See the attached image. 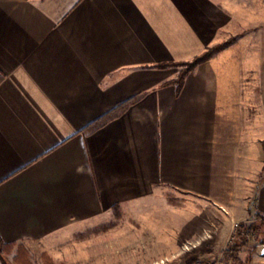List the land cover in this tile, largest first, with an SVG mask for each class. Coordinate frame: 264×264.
<instances>
[{"label": "crops", "instance_id": "1", "mask_svg": "<svg viewBox=\"0 0 264 264\" xmlns=\"http://www.w3.org/2000/svg\"><path fill=\"white\" fill-rule=\"evenodd\" d=\"M228 40L181 88L160 67ZM176 193L230 214L211 254L264 219V0H0L6 250Z\"/></svg>", "mask_w": 264, "mask_h": 264}, {"label": "rangeland", "instance_id": "2", "mask_svg": "<svg viewBox=\"0 0 264 264\" xmlns=\"http://www.w3.org/2000/svg\"><path fill=\"white\" fill-rule=\"evenodd\" d=\"M198 202L176 193L116 206L105 217L73 227L53 240L21 242L5 248V254L10 264H19L20 254L30 264H212L218 253L205 250L206 239L189 237L211 227L218 213L226 218L230 214L221 207L199 209ZM167 203L180 209H170ZM258 240L242 249L244 261ZM192 242L197 246L186 249Z\"/></svg>", "mask_w": 264, "mask_h": 264}, {"label": "trees", "instance_id": "3", "mask_svg": "<svg viewBox=\"0 0 264 264\" xmlns=\"http://www.w3.org/2000/svg\"><path fill=\"white\" fill-rule=\"evenodd\" d=\"M231 40H228L222 44L208 48L202 54L196 56L192 61L189 62H176L171 64H162L160 67L164 68L169 65L181 66L182 70L179 77L172 81V83L178 84L179 88L184 84L186 76L193 71L199 64L209 60L214 54L224 49L229 45ZM173 202V201H170ZM259 239V240H258ZM261 241L264 243V219L259 216H255L251 221L240 223L236 231L232 236L231 242L222 252L224 259L231 264H249V260H243L241 257V251L252 241ZM24 255L20 254L19 264H30L25 260ZM0 261L1 264H10L6 254L5 246L0 243Z\"/></svg>", "mask_w": 264, "mask_h": 264}, {"label": "built area", "instance_id": "4", "mask_svg": "<svg viewBox=\"0 0 264 264\" xmlns=\"http://www.w3.org/2000/svg\"><path fill=\"white\" fill-rule=\"evenodd\" d=\"M239 224H240V223H238V224L236 225V228H237V226H238ZM235 231H236V229H235ZM235 231H234V232H235ZM231 240H232V239H231ZM230 242H231V241H230ZM196 246H197V244L192 242V243H187L186 246H185V248H186V249H191L192 247H196ZM212 264H231V263H230V262H227V261L224 259L223 254H222L221 256H219L218 258H216Z\"/></svg>", "mask_w": 264, "mask_h": 264}]
</instances>
